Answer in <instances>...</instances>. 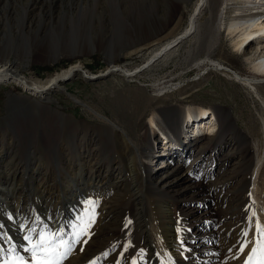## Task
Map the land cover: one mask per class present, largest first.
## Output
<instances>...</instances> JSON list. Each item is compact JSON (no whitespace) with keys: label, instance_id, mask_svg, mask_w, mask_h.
<instances>
[{"label":"rangeland","instance_id":"obj_1","mask_svg":"<svg viewBox=\"0 0 264 264\" xmlns=\"http://www.w3.org/2000/svg\"><path fill=\"white\" fill-rule=\"evenodd\" d=\"M195 2L196 0L186 10L184 21L180 23V31H183L188 24L189 14L197 3ZM29 3L30 8H27ZM7 7L14 10L10 17L13 27H9L6 33L0 30V55L4 53V55L11 54L12 58H29V62L24 59L18 69L33 80L46 79L75 62H80L96 76L107 72L112 65L134 69L146 61L154 47L173 37L170 31L173 27L169 26L163 32L162 42L148 46L139 43L145 35L143 31L151 27L156 19H169L170 0H0V17L3 16V11ZM205 12L206 9L202 15L207 14ZM19 22L24 23L21 26ZM0 24L3 28L7 27L1 20ZM222 32L218 42L210 50V56L206 52L198 55L197 61L203 60L200 67L190 62L194 56L191 54L193 52L191 48L194 47L195 40L186 38L176 46V55L174 53L165 55L149 68L138 71L131 78H124L116 73L103 76H107L105 79L87 81L83 76L77 75L65 82L66 88L50 94L47 101L39 99L37 95L14 81L1 82L0 152L11 153V165L23 168L21 169L22 174H25L22 178L23 184L21 180L19 181L21 190L24 189L28 194L35 187V183L31 187L34 180L28 179L31 174L35 176L43 172L48 174L45 175V180L49 184L53 183L51 181L53 176H55L54 180H58L64 172V159L60 156V152L62 149L65 150V146L73 150L75 141L83 134L75 122L64 127L58 111L76 116L94 125L103 123L98 116L86 112L88 109L81 100L114 120L113 128L116 134L112 141L109 135L100 139L101 137L95 134L99 140L96 147L99 150L101 164L109 162L115 166L119 158L126 161L129 154L124 146L121 129L125 128L140 147V133L150 128L148 121L155 109L171 106V104L209 109L220 106L228 112V119L222 114L218 116L219 130L214 132L213 141L204 147L206 152L204 161L208 163L211 157L213 161L219 162L223 157L230 158V161L223 165L221 172H218L219 164L216 166L218 162L215 161L212 164L214 167L212 180L225 181L230 178L225 189L229 194L235 195V200L242 202L246 195L243 191L244 185L252 164L262 162L264 168V83L250 86L241 79L233 77L229 71L217 70L211 61H219L228 70L239 71L242 77H256L258 81L264 82L262 79L264 76L255 73L253 67L246 63L232 47L226 31ZM18 46L21 47L20 53L17 50L12 51V49H18ZM47 46L55 51L58 48L61 49L56 62L48 61L41 54L42 49ZM65 47H69L70 50L64 51ZM83 47H88L89 52L80 51ZM138 47L140 48L136 52H132ZM24 48L29 54H24ZM124 50L132 53L124 52ZM34 99L41 104L35 103ZM162 120L168 134L173 131V135L180 137L184 125L183 119L171 116L164 117ZM85 132L88 137L90 133L87 130ZM107 133L111 134L108 131ZM160 135L163 136L159 131ZM156 137L153 140L150 137L148 142L155 144L158 152L162 153L166 148L163 145L165 141L164 139L156 141L158 138ZM214 150L221 151L220 155L214 153ZM225 154L228 155L223 156ZM160 161L151 162V168L156 169L161 164ZM142 180L141 176L138 177L143 189ZM214 186H211V190L205 189L203 194L192 191L188 197L183 196L181 199L178 197L179 200L169 190L170 193L165 191L161 196L157 195L154 198H163L161 201L173 204L176 222L180 221L181 217L179 209L190 212L192 207L194 211H198L195 203L198 200L204 201V198L213 203L215 213L219 214L220 211L216 208L215 202L219 197V191L214 190L217 187ZM262 187H264V182ZM120 195L111 200L112 211L118 214L125 206L126 198L123 193ZM223 195L224 193L220 194V200ZM253 201L257 202L256 197ZM64 203L68 206L67 200H64ZM160 203L158 202L154 209L153 219L169 223L170 220L167 214L163 213ZM218 203L222 204L224 212L235 210L230 203L223 204L221 201ZM43 206L44 204L40 203L38 211L35 209L33 212L35 217L37 216L40 220L43 218L44 221L46 210ZM131 206L135 207V203L132 202ZM239 215V222L241 223L242 220L246 225L247 237L240 235V232L239 235L237 234L236 246L222 257L227 264L229 262L241 264L240 261L242 262L245 256L239 252L242 242L245 239L254 240L258 235L252 223H260L259 216H262V213L255 210L250 213H239ZM119 216L120 222L123 223L124 217ZM217 217L214 216L215 219ZM208 218L207 216L206 219ZM116 219L113 218L107 225L112 233L110 236H106L108 232L100 229L98 224L94 223L91 226L92 237L97 243L96 250L104 251V247H110L111 236L113 238L124 236V230ZM143 220L142 223H145L146 218ZM239 222L233 228L231 236H236V232L241 230ZM37 226L38 223H33L30 228L35 229ZM47 228L53 231L52 225ZM0 231L7 233L1 225ZM63 231L65 237L70 240L71 223L67 221ZM1 241L2 239H0V244ZM17 246L20 250V245ZM247 252L245 249V253ZM125 258L128 264H132L128 251ZM101 260L94 259V263L91 264H102ZM114 261H116L115 258L110 262Z\"/></svg>","mask_w":264,"mask_h":264},{"label":"bare ground","instance_id":"obj_2","mask_svg":"<svg viewBox=\"0 0 264 264\" xmlns=\"http://www.w3.org/2000/svg\"><path fill=\"white\" fill-rule=\"evenodd\" d=\"M194 1L170 0L169 19L164 18V21L162 18H158L151 27L143 31L145 35L139 43L148 46L162 42L163 32L169 26L173 27L171 30L169 29L173 37L154 47L142 65H138L134 69L112 65V68L101 74L102 77L118 73L124 78H131L138 71L149 68L165 55L175 54L176 46L186 38L195 40L194 47L191 48L193 49L191 54L194 56L189 59L191 63L200 67L203 60L197 61L198 55L206 52L210 56V50L218 42L223 30L226 31L232 47L237 50L244 61L253 67L256 74L264 76V0H196L197 3L195 2L193 10L189 14L188 24L183 31H180V23L184 21L185 12L189 6L193 5ZM67 2L71 4L69 1ZM27 8H30V3ZM204 9L207 14L202 15ZM13 11L7 7L3 11V16L0 17V20L7 25V27L4 26L5 28L0 26V30L4 33L9 27H13L10 19ZM23 23L19 22L20 25ZM20 48L18 46V49H12V51L19 52ZM68 48L65 47L64 51H69L70 48ZM139 48L132 52H136ZM60 50L58 48L55 51L47 46L42 49L41 54L48 61L56 62ZM80 51L89 52V48L83 47ZM124 52L132 53L128 50H124ZM24 54H29L25 48ZM10 55H4V53L0 55V83L14 81L45 101L50 98V94L66 88L65 82L68 79L77 75L86 79L88 76H96L83 67L80 62H75L46 79L33 80L18 69L25 58H12ZM25 60L29 62L30 59ZM211 62L215 64L217 70L229 71L233 77L241 79L250 86L264 83L258 81L256 77H242L239 71L228 70L219 61ZM33 101L41 104L38 100L34 99ZM81 102L88 109L86 112L98 116L103 120V123L94 125L86 120H80L76 116L58 111L64 122V127L75 122L83 134L75 141L73 150L65 146V150L62 149L60 152V156L64 159V172L58 180H54L55 176H53L52 184L45 180V175L48 174L44 172L36 176L31 174L28 179L34 180L31 187L34 186L33 183H35V187L28 194L24 189L22 191L19 181L22 182V178L25 176L21 172L23 168L11 165V153L0 152V225L4 227L14 243L27 246V242L23 240V236L26 234L23 226L30 227L33 223H38V226L35 227L36 230H43L52 225L53 231H63L65 223L68 221L71 223L70 235L72 239L73 233L77 231L74 226L82 222L86 212L94 210L95 223L100 229L108 232L106 236L112 234L107 225L113 218H117L116 221L121 224L124 236L122 238L111 236L110 247H104L102 252L95 249L97 243L92 234L85 236L83 239L87 242L74 243L71 255L63 264H91L94 259H102V264H128L127 257L125 258L127 251L131 260L138 261V264H171V262L174 264H227V261L222 258L223 255L236 246L238 241L235 239L239 232L242 236L246 233L245 223L243 224L242 220L241 223L239 222V213H250L257 210L260 214L262 213V216H259L260 223L253 222L252 225L256 229L258 224L264 225L263 163L252 164L243 189L246 195L242 202H238L235 200V195L229 194L225 189L230 178L225 181L212 180L214 168L212 164L216 160L213 161V157H211L208 163L204 161L206 153L204 147L213 141L214 132L219 130L218 116L222 114L226 118L228 117V112L222 107L215 106L209 109L171 104V106L155 109L148 121L150 128L140 133V147L125 128L121 129L124 146L128 149L127 153L129 154L126 161L119 158L117 166H115L109 162L101 164L99 150L96 147L99 141L97 135L101 137L100 139L109 135L110 140H113L114 134H116L113 128L114 120L103 115L97 108L82 100ZM171 116L183 119V130L178 138L173 135V131L168 134L164 129L165 123L162 119ZM86 130L90 133L88 137L85 135ZM107 131L111 134H108ZM159 131L163 136H159ZM155 136L158 137H156V141L161 139L165 141L163 145L166 148L162 153L158 152L155 144L148 142L150 137L153 140ZM214 151L220 155L221 151ZM158 160H161V164L156 169H152L150 163ZM229 161V157L221 158L220 162L216 161L218 162L216 166L219 164L218 172H221L223 165ZM160 166H162L161 170H159ZM140 176L143 179V189L138 181ZM211 186H214V190L216 189L217 192L219 191V197L215 200L216 208L220 211L219 214L215 213L213 203L204 198V201L198 200L195 203V208L198 211H194L192 207L190 212L179 209L181 217L180 221L176 222L173 204L161 201L162 197V199L154 198L157 195L161 196L165 191H171L174 197L181 199L183 196L188 197L192 191L203 194L205 189L211 190ZM121 193L126 197L125 206L118 214L112 211L111 200L116 196H121ZM222 193L224 195L220 200ZM255 197L257 202L253 201ZM64 200H67L68 206H65ZM89 201L95 202L94 209L88 203ZM219 201L223 204L230 203L232 207H235V210L233 212L222 211V204H219ZM132 202L135 203V207L131 206ZM158 202H161L160 206L163 207V213L167 214L169 223L153 219L154 209ZM40 203L44 204L43 207L46 210L44 221L43 218L40 220L37 216L35 217L33 212L35 209L38 211ZM119 215L124 217L123 223L120 222ZM207 216L208 219H206ZM214 216H218L217 219ZM143 218H146L145 223H142L144 222ZM211 218L213 220H210ZM238 222L241 230L236 232V236H231L233 228L238 225ZM65 239L67 238L65 237ZM1 244H4L5 248L8 247L3 239ZM251 247L252 245L247 248L248 252ZM141 249H143V253H141ZM20 251L26 257L28 256L23 253L22 248ZM104 253H107V256ZM141 255H143L142 260ZM114 258L116 261L111 263V259ZM243 258L242 262L240 261L241 264H244L246 253ZM228 264L237 263L229 262Z\"/></svg>","mask_w":264,"mask_h":264},{"label":"snow or ice","instance_id":"obj_3","mask_svg":"<svg viewBox=\"0 0 264 264\" xmlns=\"http://www.w3.org/2000/svg\"><path fill=\"white\" fill-rule=\"evenodd\" d=\"M94 209V201L88 202ZM255 215V214H253ZM95 223V213L86 212L85 217L79 225L74 227L77 229L73 233L71 240L65 239V233L61 231H51L45 227L41 231H36L28 225H24L23 229L26 234L23 240L27 242V246L20 245L23 253L28 254L26 257L20 250L12 238L0 231V239L8 245L5 248L4 244H0V264H63V262L71 255L74 243H86L83 237L90 235V228ZM258 235L254 240L242 242L239 252L245 255V249L252 245L250 252L246 253L244 264H264V225H257ZM247 237V233H244ZM183 243V241H181ZM131 246V245H129ZM127 251V249H125ZM143 253V249H141ZM107 256V253H104ZM141 260L143 255H141ZM132 264H138V261L133 260ZM174 264V262H171Z\"/></svg>","mask_w":264,"mask_h":264},{"label":"water","instance_id":"obj_4","mask_svg":"<svg viewBox=\"0 0 264 264\" xmlns=\"http://www.w3.org/2000/svg\"><path fill=\"white\" fill-rule=\"evenodd\" d=\"M88 77H89V76H88ZM88 77H87V79H86L87 81H89V80H90V81H93V80H98V79H105L107 76H106V77H102V75H98V76H96V77H89V78H88ZM7 108H8V104H7ZM7 112H8V111H7ZM39 123H40V122H39ZM38 126H40V125L38 124Z\"/></svg>","mask_w":264,"mask_h":264}]
</instances>
